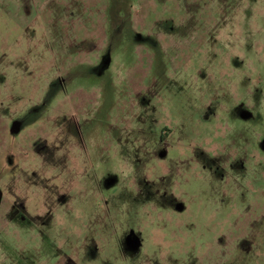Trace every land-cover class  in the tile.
<instances>
[{
  "label": "rangeland",
  "instance_id": "374dc122",
  "mask_svg": "<svg viewBox=\"0 0 264 264\" xmlns=\"http://www.w3.org/2000/svg\"><path fill=\"white\" fill-rule=\"evenodd\" d=\"M0 264H264V0H0Z\"/></svg>",
  "mask_w": 264,
  "mask_h": 264
}]
</instances>
